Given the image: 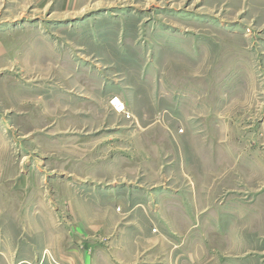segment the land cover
Listing matches in <instances>:
<instances>
[{
    "label": "rangeland",
    "instance_id": "obj_1",
    "mask_svg": "<svg viewBox=\"0 0 264 264\" xmlns=\"http://www.w3.org/2000/svg\"><path fill=\"white\" fill-rule=\"evenodd\" d=\"M0 264H264V0H0Z\"/></svg>",
    "mask_w": 264,
    "mask_h": 264
},
{
    "label": "bare ground",
    "instance_id": "obj_2",
    "mask_svg": "<svg viewBox=\"0 0 264 264\" xmlns=\"http://www.w3.org/2000/svg\"><path fill=\"white\" fill-rule=\"evenodd\" d=\"M116 102H117V101H116ZM116 102H115V103H116ZM120 104H121V103H120Z\"/></svg>",
    "mask_w": 264,
    "mask_h": 264
},
{
    "label": "built area",
    "instance_id": "obj_3",
    "mask_svg": "<svg viewBox=\"0 0 264 264\" xmlns=\"http://www.w3.org/2000/svg\"><path fill=\"white\" fill-rule=\"evenodd\" d=\"M114 104H117V103H114Z\"/></svg>",
    "mask_w": 264,
    "mask_h": 264
}]
</instances>
